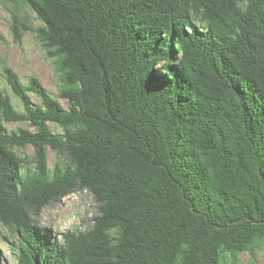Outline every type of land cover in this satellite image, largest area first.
<instances>
[{"label": "trees", "instance_id": "obj_1", "mask_svg": "<svg viewBox=\"0 0 264 264\" xmlns=\"http://www.w3.org/2000/svg\"><path fill=\"white\" fill-rule=\"evenodd\" d=\"M59 95L2 61L0 264H242L264 252V0H10ZM41 103L34 104L32 96ZM35 131L11 133L6 123ZM63 133H54L50 123ZM34 148L33 164L16 147ZM64 158L52 169L49 150ZM88 190L86 231L37 220ZM11 236V238H10Z\"/></svg>", "mask_w": 264, "mask_h": 264}, {"label": "rangeland", "instance_id": "obj_2", "mask_svg": "<svg viewBox=\"0 0 264 264\" xmlns=\"http://www.w3.org/2000/svg\"><path fill=\"white\" fill-rule=\"evenodd\" d=\"M14 12L18 13L24 25L37 28L42 24L37 18V14L29 8L15 9L10 0H0V86L8 90L17 108L23 111L22 104L8 88L2 75V61L7 59L23 82L27 83L31 76L37 75L44 87L57 97L66 108H69L68 101L59 95L60 80L55 60L49 55L33 30L23 31L21 37L16 35ZM32 100L34 104L41 103L34 95ZM50 126L54 133H63L58 124L51 122ZM6 128L9 133L19 128H29L35 131V128L28 122L6 123ZM15 150L19 156L33 164L35 152L31 145L24 148L16 147ZM63 161L62 156L57 155L52 149L49 150V165L52 169L57 162L63 163ZM98 211V202L93 194L88 190H78L60 202H53L45 207L42 213L36 217V220L50 232L52 237L62 239L68 230H88L92 226L93 217L98 214ZM2 250V264H16V257L11 245L3 242ZM240 260L242 264H264V252L259 251L256 256L246 252L240 256Z\"/></svg>", "mask_w": 264, "mask_h": 264}]
</instances>
